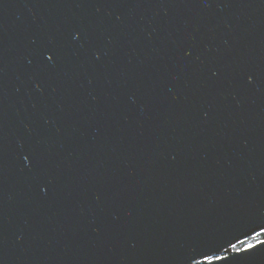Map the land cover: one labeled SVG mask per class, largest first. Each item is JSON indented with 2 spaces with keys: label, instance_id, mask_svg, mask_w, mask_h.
Returning <instances> with one entry per match:
<instances>
[{
  "label": "water",
  "instance_id": "95a60500",
  "mask_svg": "<svg viewBox=\"0 0 264 264\" xmlns=\"http://www.w3.org/2000/svg\"><path fill=\"white\" fill-rule=\"evenodd\" d=\"M261 223L264 0H0V264H184Z\"/></svg>",
  "mask_w": 264,
  "mask_h": 264
},
{
  "label": "snow or ice",
  "instance_id": "6c2138e0",
  "mask_svg": "<svg viewBox=\"0 0 264 264\" xmlns=\"http://www.w3.org/2000/svg\"><path fill=\"white\" fill-rule=\"evenodd\" d=\"M209 7H211V3L208 4ZM73 42H79L80 41V34L77 33L72 37ZM42 57L45 58L46 62H42L41 68L42 69H49V68H55L58 64V61L62 59V56L59 52V50L55 48L51 49H45L44 51L39 53ZM186 57H191L192 52L186 51L184 53ZM97 60L102 59L100 55H96L95 57ZM29 63L31 64L32 61L29 60ZM208 72L211 73V77L213 78H219V70L213 67H209ZM248 83H253V78L251 76H248L247 78ZM36 89L38 91H43V88L39 83H36L35 85ZM21 148H25L24 144L20 145ZM35 159L37 162L39 161L38 154L34 152H30L29 154H26L23 156V160L27 162L29 166V170L31 171L32 168V160ZM43 188V186H42ZM43 191L45 194H47V189L43 188ZM245 236H251V240L247 241H241L240 243L243 244V246H238L237 243L233 242V240H239V237L234 238H228L226 233L218 234L214 237H212L210 240H207L205 242H202L200 244H193L189 245L187 250L184 253V264H220V262L229 260L232 254L235 255H242L246 254L247 256L256 257L259 255H264V253L260 252L261 248H264V223L258 224L254 227H252L248 232L244 233ZM211 242L212 244H215L218 246V248H223V255L216 254L215 250L210 251L208 244ZM226 245V247H225ZM230 249V252H229Z\"/></svg>",
  "mask_w": 264,
  "mask_h": 264
},
{
  "label": "trees",
  "instance_id": "16d2710c",
  "mask_svg": "<svg viewBox=\"0 0 264 264\" xmlns=\"http://www.w3.org/2000/svg\"><path fill=\"white\" fill-rule=\"evenodd\" d=\"M262 238H264V237H262ZM251 239H252V237H250V238H247V239H245V240H243V241H247V240H251ZM237 245H238V246H241V247L243 246V244H241L240 242H239V243H237Z\"/></svg>",
  "mask_w": 264,
  "mask_h": 264
}]
</instances>
